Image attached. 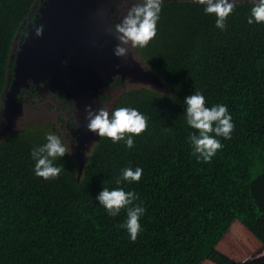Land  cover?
<instances>
[{"label": "trees", "instance_id": "1", "mask_svg": "<svg viewBox=\"0 0 264 264\" xmlns=\"http://www.w3.org/2000/svg\"><path fill=\"white\" fill-rule=\"evenodd\" d=\"M42 1L0 0V126L29 66L15 47L29 44L36 26L45 34ZM86 2L76 7L88 15ZM251 5L239 0L220 30L193 0H164L156 35L137 51L169 93L126 90L111 108L135 107L147 117L131 148L97 136L81 165L66 153L54 160L61 172L45 180L33 174L30 150L53 125L0 137V264H264V23H247ZM57 7L61 15L76 10L66 0ZM109 85L124 87V79ZM18 87L19 98L38 97ZM196 89L206 106L226 104L234 123L207 163L186 139L195 130L183 98ZM136 166L138 182L115 184L121 168ZM102 187L137 193L146 211L135 241L118 227L125 211L109 216L96 201Z\"/></svg>", "mask_w": 264, "mask_h": 264}, {"label": "rangeland", "instance_id": "2", "mask_svg": "<svg viewBox=\"0 0 264 264\" xmlns=\"http://www.w3.org/2000/svg\"><path fill=\"white\" fill-rule=\"evenodd\" d=\"M47 1H42L48 4L41 16L43 18H47V15L49 17L53 9L52 3ZM76 1L80 4V0H73V8L77 6ZM85 4L89 8L88 15L77 7L74 13H67L66 10L61 15L58 25L61 23L63 26L55 41H59L57 49L55 47L43 56L37 54L36 62L26 52L23 53V47H15L16 52L22 51V58L30 65L26 69L25 78L15 86L10 99L4 103L0 128V137L4 138L9 131L27 125H53L50 131L69 145L71 155L80 165L97 138V135L85 130V104H92L93 108L105 107L110 111L114 102L126 90L147 87L169 93L159 76L147 69L148 63L140 56L137 48H130L125 60L112 55L115 40L111 26L120 20L124 10L116 7L114 0H87ZM89 22L99 26L102 37L93 34ZM103 38L108 40L109 49L104 46ZM117 75L124 79V87L109 85L117 81ZM39 81H43L41 86L38 85ZM22 84L35 89L38 97L19 98L18 86ZM57 90H60L59 94ZM100 96L104 99L101 100ZM60 97L67 100L66 104H63ZM72 123H76V126Z\"/></svg>", "mask_w": 264, "mask_h": 264}, {"label": "clouds", "instance_id": "3", "mask_svg": "<svg viewBox=\"0 0 264 264\" xmlns=\"http://www.w3.org/2000/svg\"><path fill=\"white\" fill-rule=\"evenodd\" d=\"M200 5L205 14H214L215 27L224 30L226 17L233 11L239 0H193ZM116 7L124 10L118 22L111 26L115 43L112 55L125 60L130 48H143L157 33V21L164 0H114ZM247 23H264V0H252L247 16ZM42 25L35 27V34L42 33ZM184 117L187 125L195 131H190L187 141L191 154L197 161L205 163L211 161L217 151L223 148L220 137L229 139L234 129V123L228 106L223 103L206 106L205 96L196 89L183 98ZM85 130L99 137H107L112 142L122 141L125 147L134 144V135L146 128L147 117L135 107L119 106L109 111L105 107L84 105ZM72 149L62 142L59 135L47 132L45 141L34 145L30 150L33 161L32 170L35 176L45 180L55 178L61 167L54 163L57 158L71 153ZM143 169L140 166L123 167L115 178V184L122 182H138ZM96 201L109 216L118 215L123 209L126 213L123 221L118 225L125 229L130 240L135 241L142 231L140 218L146 209L142 202L137 203L138 195L133 190L124 187H102L96 194Z\"/></svg>", "mask_w": 264, "mask_h": 264}, {"label": "water", "instance_id": "4", "mask_svg": "<svg viewBox=\"0 0 264 264\" xmlns=\"http://www.w3.org/2000/svg\"><path fill=\"white\" fill-rule=\"evenodd\" d=\"M81 2H82V0H80ZM63 2V0H52L51 1V3H52V13L55 11V9H56V12H55V16L54 17H52V15L53 14H50V18L48 17V15H47V18H43V21L45 22V26H44V28H45V34H43L42 35V37H41V35H39V36H37L36 34H35V31H32L33 33H32V40L29 42V40H28V42H29V44L27 43L26 44V46H24V50H23V53L24 52H26L25 54H27V55H29V56H31V53L33 52V55H32V57H33V59H34V55H35V58L37 59V54H36V51L38 52V55H40V56H43L44 54H47V53H49L53 48H55L56 47V49H57V45H59V41L58 42H56L55 43V41H56V38H59V34H61L60 33V31H61V27L63 26V24H61L60 23V28L58 27V24H59V18L61 17V9L59 8V7H57V5H60L61 3ZM70 2V8L72 7L73 8V5H72V3H73V0L71 1H69V0H66V6H67V3H69ZM54 6V7H53ZM70 14H72V13H74V11H71V10H69L68 11ZM67 12V13H68ZM66 13V9H64V14ZM80 15H82L83 16V14H80ZM77 16V15H76ZM77 17H79V15L77 16ZM76 17V18H77ZM85 17V16H84ZM63 18V17H62ZM87 18V17H86ZM53 19V20H52ZM63 21V20H62ZM90 23V30H92L93 31V34L95 33V35H96V37H98V35H99V37H102V35H101V33L99 32V29H94L93 30V23L92 22H89ZM104 30V29H103ZM102 31V30H101ZM104 32V31H103ZM35 34V35H34ZM95 35H94V37H95ZM48 38L49 39H51L52 41L48 44ZM93 38V37H92ZM37 41H40V42H42V43H37L36 44V42ZM103 41H104V46L107 48V49H109V43H108V40L106 39V38H103ZM106 44V45H105ZM29 45V46H28ZM33 45H35V47L36 48H33ZM93 46H94V44H92ZM31 48H32V50H31ZM23 53H22V51L21 52H19V59H18V61L20 60V61H22L21 63L22 64H25L26 63V67L28 66V65H30L29 64V62L27 63L26 61H25V59L24 58H22V56H23ZM92 54V51L90 52V55ZM29 61V60H28ZM20 63V62H19ZM32 64V63H31ZM27 69V68H26ZM21 70L19 69V72H20ZM91 78H92V76H91ZM18 84V83H17ZM23 85V84H22ZM2 112H1V119L3 118L2 117ZM1 123H3V119L1 120ZM0 128H1V126H0Z\"/></svg>", "mask_w": 264, "mask_h": 264}]
</instances>
